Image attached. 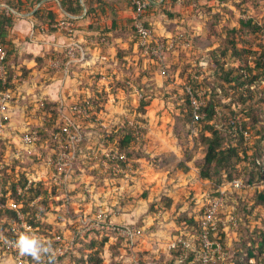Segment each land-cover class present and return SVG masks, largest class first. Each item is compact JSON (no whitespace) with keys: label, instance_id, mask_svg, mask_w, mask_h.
<instances>
[{"label":"trees","instance_id":"16d2710c","mask_svg":"<svg viewBox=\"0 0 264 264\" xmlns=\"http://www.w3.org/2000/svg\"><path fill=\"white\" fill-rule=\"evenodd\" d=\"M185 1L191 5L192 12L198 9L207 16L203 25L205 34L201 32L202 29L195 32L190 28L187 19L183 20V25L180 24L182 29L179 25L176 31L160 34V27L151 19L157 13L167 19L176 17L179 14L174 9L176 1L155 0L159 4H146L143 21L154 32L151 44H164L163 52L168 56V63L165 64L149 53L144 54L137 45L133 29V0H84L87 10L81 20L72 18L82 14L80 0H0V44L6 51L3 61L5 80L0 79V97L5 92L12 93L14 98L8 102L7 108H22L26 113L24 127L11 128L17 134L38 130L41 138L30 154L24 153L18 159L13 156L14 144L6 137L0 139L4 193L2 201L5 205L16 204L17 210L24 214L25 221L31 225L32 235L42 238L60 237L62 244L69 242L71 236L75 235L65 256L31 264H105V253L111 255L112 264H120L116 260L122 250L119 246L122 243L128 247L133 246L138 236H142L145 220L132 222L125 219V216L132 215L131 207L134 204L125 192L130 181H134L136 174L140 173L141 160H151V156L144 149L147 138L137 141L136 129L128 124L121 127V123L123 113L141 123L145 122L144 117L153 99H160L169 106L173 104L177 110L173 113L174 135L179 137L184 133V137L194 143L193 148L199 146L203 154L198 161L193 162L197 171L194 178L199 183L200 192L194 197V190L188 191V197L194 203L191 202L187 213H183L182 222L173 231V239H191L197 244L199 219L203 210L200 203L207 194L216 196L219 188H225L220 223L233 217L237 228L228 224L226 229H222L220 225L212 235L213 239L221 242L225 253L221 260L213 264H264V17L262 22L248 17L245 20L238 19L233 27H223L221 17H231L234 11L244 13L245 0ZM33 10L31 16L26 18L33 22L34 33L61 35L74 42L83 52V56L80 55L68 66L70 71L76 72L73 74L76 76L72 79L65 101L46 99L37 93L39 87L36 85L34 91L29 93L23 86V81L39 67H44L47 73L57 78L65 75L49 69L46 64L49 57H62L65 47L56 54L50 49L44 57L36 59L33 67L17 64V51L11 30L20 16ZM210 13L212 17H209ZM61 21L69 22L71 28L67 30L59 27ZM201 22L204 23L203 20ZM215 38L221 39L217 46ZM109 49L114 50L113 55L102 60V63L108 62L115 69L112 78L108 79V85L101 83L98 75H86L81 79V74H85L97 62V59L90 61L91 52H105ZM189 54L197 58L194 64L190 62L183 67L186 73L184 77L181 67L185 61L183 58ZM232 60L236 63H226ZM162 70L165 71L163 79L166 88L156 89L151 79L161 75ZM171 71H179L180 84L175 85ZM93 79L95 82H92ZM187 86L192 90L202 88L206 93L200 109L205 116L197 121H193L192 107L185 92ZM116 88H121L126 96L135 91L140 94L135 107L129 105L131 112L126 103L124 112L118 115L107 110L109 95ZM87 89L90 91L88 95ZM39 101L42 105L33 119L30 117L31 108ZM64 106L67 111H71L73 106L84 108L88 115L75 118L72 122L64 113ZM4 122L10 123L9 119ZM63 126L73 129L76 141L73 149L67 152L71 169L68 180L60 189L52 181L50 174L53 169L47 168L44 159L49 153L58 156L59 153L54 151V134ZM100 146L115 149L122 154L132 167L133 174L104 173L89 158V152ZM156 158L162 164L163 159ZM156 161H153L154 164ZM233 180H240L244 188L231 187ZM17 186L22 189V195L17 194ZM85 189L92 192L91 199L85 194ZM146 194L144 192L141 195L145 200ZM157 200L149 203L148 214L145 215L149 219L156 215L160 205L167 209L170 207L168 197H158ZM17 210L0 209V238L15 236L12 227L18 222ZM98 210L108 214L111 222L105 220L91 234L80 236L85 221H94ZM112 222L115 225H132L140 235L133 239L120 237L111 227ZM167 252L170 258L165 264H187L190 259L187 256L178 263L180 248ZM135 262L147 264L139 258Z\"/></svg>","mask_w":264,"mask_h":264},{"label":"built area","instance_id":"2783aa9c","mask_svg":"<svg viewBox=\"0 0 264 264\" xmlns=\"http://www.w3.org/2000/svg\"><path fill=\"white\" fill-rule=\"evenodd\" d=\"M133 1L135 4L133 29L137 39V45L142 49L144 54L149 53L163 62V50L165 46L161 43L156 45L151 44V39L154 37V32L151 28L146 26L143 21V15L146 9L147 1ZM153 1L155 2V0ZM175 1L177 3L182 2V0ZM58 26L67 30L71 28V24L67 21L59 22ZM174 41L175 40L171 41L169 47L172 46ZM103 42L107 43L106 40ZM185 46L189 47V44L185 43ZM80 55L83 56L81 49L74 42H69L68 45L65 46V54L58 59H49L48 67L51 70L60 71L65 75H68L72 73V71L68 69L69 64L74 63ZM5 57L6 51L0 44V79H2V81L5 80V70L3 66ZM162 74H165L164 70H162ZM185 92L188 95L189 104L192 107L193 121L202 119L205 114L200 112V109L204 104V96L200 93V91L197 89L192 90L189 86L186 87ZM12 98H14V95L10 92H5L0 97V139L6 137L14 144L13 156L14 159H18L24 153L30 154L33 151L34 146L41 141V138L38 130H31L29 132L17 134L15 130L9 126V124H5L4 121L8 119L6 116V111L8 109L7 104ZM41 105L42 102L39 101L31 108V118H36V112L40 109ZM64 113H66L67 116L71 118L72 122L75 121V118L88 115L86 109L80 108L78 106H73L71 111L64 110ZM233 122L234 121H232V123ZM125 124L131 125L136 129L135 138L137 141H142L145 139V134L143 133L145 128H143L138 122L130 119L127 114L123 115L121 127H123ZM237 125V127L240 128V124L237 123ZM54 140L56 141L54 151L59 154L57 157H55L54 153H49L44 159V163L47 168L53 169L50 174L52 181L57 187L63 189L64 183L68 180L71 169L70 157L67 152L73 149L76 136L74 135L73 129L70 126H63L58 132L54 134ZM89 158L90 160L95 161L104 173H111L115 175L120 173L126 175L133 174V169L127 162V159L115 149L100 146L97 149L89 152ZM2 169L3 165L0 164V209L7 208L17 210L16 204H3L2 200L4 198V193L3 178L1 174ZM230 186L236 189L244 188L240 180H233L230 183ZM16 191L17 194L22 195V189L19 186L16 187ZM218 192L219 193L216 196H210V194H207L205 199L200 203V206L203 208V210L199 219L198 243H194L191 239L182 238L173 239L170 241V243H168V250L180 248L181 255L179 256L178 263H181L182 260H185L186 257L189 256L190 259L188 260L187 264H213L225 256L221 242L217 239H213L212 235L218 231L220 225L222 229H226V226L231 224L233 228L236 229L237 224L233 217H229L225 222L220 223L219 215L221 210L224 208L225 188H219ZM85 194L90 199L93 197L92 192L88 189H85ZM161 210H158L155 218L160 215ZM17 218L18 222L12 227V231L15 233V236L13 238H0V259L6 256L12 259L15 264H30L32 262H37L33 260L30 255H21L18 249L14 246L15 241L21 233L30 234V231L32 230L31 225L25 221L24 214L21 211L17 210ZM105 220L111 222V217H109V215L104 213L102 210H98L95 214L94 221L91 219H87L85 221V227L80 231V236L85 233L91 234L93 230L101 226V222H104ZM110 225H113L111 227L116 231L118 236L125 239H133L134 237L140 235V232L132 225H115L113 222ZM110 225H107V227ZM38 238L44 243H50L51 245L52 251L47 254H42V259L39 261L46 262L49 259L57 260L58 258L65 256L72 245L75 235L73 234L70 241L65 244L61 243L60 237Z\"/></svg>","mask_w":264,"mask_h":264},{"label":"rangeland","instance_id":"374dc122","mask_svg":"<svg viewBox=\"0 0 264 264\" xmlns=\"http://www.w3.org/2000/svg\"><path fill=\"white\" fill-rule=\"evenodd\" d=\"M204 1L205 0H203V2ZM175 7H177L174 8L175 11H178L179 13L175 19H183V20L189 19L188 22H192L190 23L189 26L190 28H192L195 32L197 31L199 32L202 29L201 32L205 34L206 30L205 28H203V25L205 26L206 20L204 19H207V16L201 10L197 9L196 12H192L191 5H188L185 0H182L181 3L176 2ZM243 7L246 8V11L244 13H240L239 11H234L231 17L222 16L221 25L223 27L226 26L233 27L237 24L238 19L245 20L248 17H254L255 20L258 22L263 21V17H264L263 0H255V1L245 0ZM209 17H212V13L209 14ZM163 18L165 19L166 17L163 15ZM192 19H198L197 21L199 22L193 21ZM202 20L204 21V23L201 22ZM182 25H180L181 29H182ZM178 28L174 29V31H176ZM218 29H220V26H218ZM215 39H216L215 43L217 46L218 44H220L221 39L219 38H215ZM95 52H96L95 55L91 56L90 61L93 60L95 61V59H97V62L95 63V65H93L92 68H88L85 74L83 73L81 74L82 75L81 79L86 77V75H98L99 77H101L99 81L101 83L102 82L105 83V85L107 86L108 79L112 78L111 74L112 72H115L114 71L115 69L112 68L108 62L102 63V60L105 61L106 59L109 58L106 52H101V51H95ZM101 53H103L105 56H102ZM196 58L197 57H195V55L193 56V54H189L188 57L183 58L185 59V61H183L181 71L184 73L183 67L189 65L190 62L194 64ZM167 59H168L167 54H164L163 63L165 64L168 63ZM234 62L235 61L232 60L229 61V63L228 62L226 63L230 64ZM74 73L76 74V72ZM99 73L102 75H99ZM170 73L174 78L173 81H175L174 82L175 85L180 84L181 77H179V71L173 72L174 74L172 73V71ZM183 73L182 75L185 77L186 73L184 74ZM164 75L162 74L161 71V75L152 77L151 84L153 86L155 85L156 89L157 87L158 89L160 87L166 88L163 79ZM75 76L73 77L75 78ZM92 82H95V79H93ZM82 90H84L83 86H82ZM198 91H200V93L205 98L206 96L205 90L200 88L198 89ZM86 92L88 95L90 91L87 89ZM125 94H123L121 88L120 89L116 88L115 92L109 95V99H108L109 104L107 106V110L109 111V113L111 114L116 113L117 115L119 113H123L124 112L123 110L125 109V103L128 105L129 111L131 112L129 105H131L133 108L135 107V105L137 104V99L139 98V93L135 91V93H132L129 96H126ZM165 103L164 102L162 103L160 99H153L151 100L150 107L148 108L146 116L144 117L145 122L141 123L138 120L133 119L135 122H138L143 128H145L146 131L145 139L150 135L149 140L152 141L155 140L156 143H160L162 145L166 143L170 145H174L176 149L175 155L177 156L175 157L174 154L171 153L175 160H173L172 157L170 159L167 158L166 156H164L163 159V157H160L157 154L156 156H153L151 153H149L150 154L149 157L151 156L150 157L151 160H148L147 158L141 160L140 173L136 174V177H134V181H130L125 194L128 193L129 197L132 198L134 201V204L131 207L132 216L129 215V217H132L134 222L139 219H144L145 226H144V230L142 231L143 234H141L142 236H138V239L136 240L135 244H133V246L128 247L124 243H122L119 246L122 248V250L120 251L121 254L118 255L116 260L119 261L120 264H136L135 262L136 258L137 259L139 258L140 260H142L147 264H165L167 262V259L170 258L167 252L168 251L167 245L168 243H170L171 240H173V236H174L173 231L178 229L177 225H179V223L182 222L184 218L183 213L184 212L187 213L191 202L194 203V201L191 200L192 198L188 197L189 190H185V192H181V189H183V187L187 189V187L192 183L193 179H194V183L197 182V180L194 178V175L197 174V171L193 166V162L195 163L196 161H198L203 154L200 152L199 146L193 148L194 143H192L190 139L184 137V133L181 134V136L179 137L174 135L173 113L176 112L177 110L176 108H174L173 104L169 106ZM64 109L66 110L65 106ZM134 110L135 109H133L132 111ZM127 116L130 119H132L131 116L129 115ZM23 122H25V120H23ZM157 139L164 140L165 143H162ZM155 148L159 149L158 147ZM144 149L145 150L147 149V151L149 152L150 151L149 149H151V147L146 145ZM156 157L163 159L162 164L156 161L157 160ZM153 161H156V163L154 164ZM241 170L242 167L240 166L239 171ZM139 180H141L142 186L140 185V182L138 183ZM182 182L184 184H181ZM197 191H194L195 192L194 194H198L200 192L199 189ZM144 192H147L145 197L146 200L141 196ZM162 196H166L170 199L171 201L170 207L167 209L164 206L162 207V205H160L158 207V210L162 209L160 215L156 218L154 215L152 218L149 219L148 218L149 216L147 217L145 216L148 214L147 209L150 206L149 203L158 202L159 201L157 200L158 197H162ZM190 210L192 212L193 208ZM105 249L107 250V247H105ZM103 260L105 264H112V257L110 254L105 253L103 255Z\"/></svg>","mask_w":264,"mask_h":264},{"label":"crops","instance_id":"0c3cea01","mask_svg":"<svg viewBox=\"0 0 264 264\" xmlns=\"http://www.w3.org/2000/svg\"><path fill=\"white\" fill-rule=\"evenodd\" d=\"M80 2H81V5L82 3L84 4V0H80ZM157 4H159V2L155 3V5ZM86 10L87 9L85 6V9L83 7V11L80 16H75L72 18L77 19V20L84 19L86 15ZM29 14L25 16H20V18L16 20L15 25L13 26L11 30V38L15 44V49L17 51V55H16L17 64L26 65L27 68L35 66L34 62L37 61L36 59L44 57V55L50 49L54 51L56 54V53L62 52L63 47L67 46L68 43L71 42L70 40H67L63 36L58 35V34L44 36L38 33H34L33 22L30 19L26 18L29 16ZM133 15L134 14H132V17ZM68 16L71 17L70 15ZM175 18L176 17H174L173 19H166V18L164 19L163 16L161 15L158 16L157 14L155 15V17H152L151 20L152 22H154L156 26L160 27V30H159L161 31L160 34H165L164 32L166 33L168 31L171 32L174 29L178 28L179 25L184 22L183 19H175ZM188 20L186 21V23L187 24L189 23V26H190V23L192 22H188ZM122 45L125 46V43H123ZM105 52L107 56L110 57L113 55L114 50L109 49ZM101 54L102 56H105L103 53ZM92 55L93 56L95 55L94 51L91 52V56ZM49 59H54V58L49 57ZM49 59H47V62H46L47 65H48ZM55 59H58V58H55ZM72 79H73L72 73L68 75H64V77L62 78H57L55 76H51L50 73H47L44 70V67H39V69H35V72L32 73L27 79L23 81V86L25 87V89H27L26 92L29 93V92L34 91L33 87L36 85L37 88L39 87V90L37 93H40V95L44 96L46 99L52 100L54 102L61 101V100L65 101L64 99H66V96H67L66 93L68 89L70 88ZM33 96H34V93H33ZM124 114L125 113H123V115ZM6 116L10 121L9 123L10 127H14V128L24 127L23 120H24V116H26L24 109L22 108L20 109L18 107L8 108L6 111ZM149 139H150V135L147 137V140H148L147 145L150 146L151 149H149L150 150L149 152L146 149V154L151 153L153 156H156L157 154L158 156L163 157V159H164V156L170 159L172 157V159L175 160L172 155L174 154L175 157L177 156L175 155L176 149L174 145H170L167 143L162 145L160 143H156L155 140L152 141ZM157 140L161 141L162 143H165L164 140H161V139H157ZM155 147H158L159 149H156ZM139 182H140V185L142 186L141 180H139L138 183ZM193 183H194V180L187 187V189L183 187V189H181V192H185V190L197 191L199 189L198 181L195 182L194 184ZM181 184H184V183L182 182ZM203 187H206V185ZM194 197H197V194H195ZM125 219L128 221L133 220L131 219V217H129V215L125 216ZM0 264H15V262L10 258L5 257V258L0 259Z\"/></svg>","mask_w":264,"mask_h":264},{"label":"clouds","instance_id":"9594fccd","mask_svg":"<svg viewBox=\"0 0 264 264\" xmlns=\"http://www.w3.org/2000/svg\"><path fill=\"white\" fill-rule=\"evenodd\" d=\"M14 246L21 255H30L37 262L41 261L42 254L52 251L50 243L46 244L37 236L25 233L18 236Z\"/></svg>","mask_w":264,"mask_h":264},{"label":"water","instance_id":"95a60500","mask_svg":"<svg viewBox=\"0 0 264 264\" xmlns=\"http://www.w3.org/2000/svg\"><path fill=\"white\" fill-rule=\"evenodd\" d=\"M147 2H149V3H152V4H155L156 2H154L153 0H146ZM82 6L84 7V9H85V6H84V4L82 3ZM38 7V6H37ZM36 7V8H37ZM34 12V11H33ZM33 12H31L30 14H32ZM29 14V15H30Z\"/></svg>","mask_w":264,"mask_h":264}]
</instances>
